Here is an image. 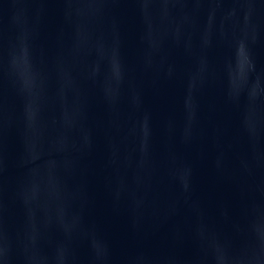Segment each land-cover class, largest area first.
Masks as SVG:
<instances>
[{
  "label": "water",
  "instance_id": "1",
  "mask_svg": "<svg viewBox=\"0 0 264 264\" xmlns=\"http://www.w3.org/2000/svg\"><path fill=\"white\" fill-rule=\"evenodd\" d=\"M0 264H264V0H0Z\"/></svg>",
  "mask_w": 264,
  "mask_h": 264
}]
</instances>
